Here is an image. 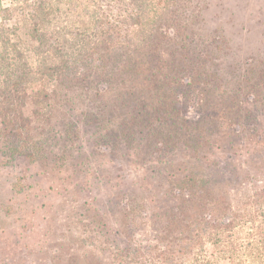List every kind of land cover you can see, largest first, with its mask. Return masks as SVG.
Here are the masks:
<instances>
[{
	"label": "trees",
	"instance_id": "trees-1",
	"mask_svg": "<svg viewBox=\"0 0 264 264\" xmlns=\"http://www.w3.org/2000/svg\"><path fill=\"white\" fill-rule=\"evenodd\" d=\"M22 1L0 6V224L26 172L93 177L101 207L71 201L45 264H264V0Z\"/></svg>",
	"mask_w": 264,
	"mask_h": 264
},
{
	"label": "rangeland",
	"instance_id": "rangeland-1",
	"mask_svg": "<svg viewBox=\"0 0 264 264\" xmlns=\"http://www.w3.org/2000/svg\"><path fill=\"white\" fill-rule=\"evenodd\" d=\"M234 1L236 0L226 1L227 11L222 13V18H227L228 11L231 10L229 4ZM0 6L7 7L9 12L17 17H22L29 9L22 0H0ZM95 168L94 171L101 175V166ZM107 168L112 173L124 176L132 172L130 168L120 166L118 162ZM14 173V169L10 168L1 172L0 202L11 199V181ZM26 175L28 179L22 180L21 183L29 185L30 188H26V193H22L18 198H12L18 214L6 218L5 223L0 224V264L47 263L56 240L66 231L71 201L89 200L101 207V186L98 190L93 183V177H90L89 189L80 192L77 191V186L84 177L73 180L72 183H62L49 174L26 172Z\"/></svg>",
	"mask_w": 264,
	"mask_h": 264
}]
</instances>
